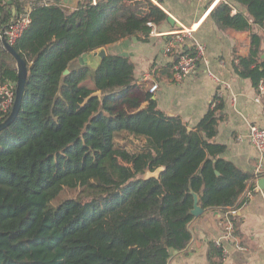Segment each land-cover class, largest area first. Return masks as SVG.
<instances>
[{
  "label": "trees",
  "instance_id": "trees-1",
  "mask_svg": "<svg viewBox=\"0 0 264 264\" xmlns=\"http://www.w3.org/2000/svg\"><path fill=\"white\" fill-rule=\"evenodd\" d=\"M27 6L0 0V36ZM209 17L219 30L251 32L234 70L258 90L264 0H221ZM30 18L13 45L28 67L21 108L0 132V264H170L193 238V193L205 210L246 203L255 177L223 158L219 97L190 127L140 90L129 57L108 54L97 70L80 63L124 39L148 42L168 22L163 9L151 0H87L73 11L36 2ZM17 80V61L0 41V85ZM119 138L139 144L127 149ZM221 258L212 244L209 260Z\"/></svg>",
  "mask_w": 264,
  "mask_h": 264
},
{
  "label": "crops",
  "instance_id": "crops-1",
  "mask_svg": "<svg viewBox=\"0 0 264 264\" xmlns=\"http://www.w3.org/2000/svg\"><path fill=\"white\" fill-rule=\"evenodd\" d=\"M22 1L28 3L25 10L31 9V0ZM48 1L50 4L57 2L63 9L73 11L87 0ZM155 1L180 26L165 22L154 28L148 42L140 41L137 37L124 39L106 47L107 53H127L136 67L140 90H150L153 84H158L154 99L158 100L159 108L170 117H181L190 127H195L202 120L215 97H219L224 103V110L216 140L227 147L223 158L254 176L255 179L249 184L255 183L256 187L253 199L246 200L238 209L231 237H226L222 225L227 211L205 210L189 225L193 238L188 248L175 252L170 264H214L209 260V253L211 245L218 246L217 243L223 249L219 264H264V189L258 184L260 176L264 178V155H260L249 139L251 125L256 124L264 129V101H257L258 90L253 82L239 77L234 70L235 51L248 53L251 32L219 30L209 15L221 0H217L211 10V2L199 0ZM92 2L96 4V0ZM191 28L194 29L192 37L186 38L173 55L167 54V46L174 41V37L166 34ZM253 29L256 31L258 27L254 26ZM198 43L205 46L208 63L199 62L194 75L177 81L175 66L170 70L165 67L172 64L176 54L194 53ZM170 73L173 76L170 77ZM259 166H262V173H258Z\"/></svg>",
  "mask_w": 264,
  "mask_h": 264
},
{
  "label": "built area",
  "instance_id": "built-area-1",
  "mask_svg": "<svg viewBox=\"0 0 264 264\" xmlns=\"http://www.w3.org/2000/svg\"><path fill=\"white\" fill-rule=\"evenodd\" d=\"M32 4L38 2L43 5H49L50 2L48 0H31ZM153 3L156 4L155 0H151ZM201 2L209 3L212 2V0H199ZM217 1V0H216ZM213 2L209 8L211 10L216 3ZM30 12L31 9L28 8V10H25L24 13L20 14L14 23L10 26V28L5 31L1 36L0 40L2 38H6L8 43L11 45H14L19 38L22 37L24 32L28 29V27L31 24V18H30ZM151 25V24H150ZM152 26V25H151ZM194 29H183V31H177L172 32L169 34H166L167 36L171 35L174 38V41L168 44L166 53L173 55L178 47L184 42L186 38L192 37ZM154 32H152V35ZM205 62L208 63L206 60V48L202 44H197L196 50L194 54H190L187 52H182L177 56V63L175 65V79L177 81H182L192 75H194L197 72V67L199 62ZM16 88L17 84L13 82L5 83L3 85H0V123L5 121L8 116L10 115V112L13 108L15 97H16ZM159 86L158 84H153L150 88V93L156 94L158 91ZM258 102L264 101V82L262 81L258 88V96H257ZM249 139L252 144V146L260 153L261 156L264 155V129L260 127L259 125L253 124L250 126V132H249ZM258 173H262V166L258 167ZM256 191V187L254 189H249L244 194L243 198H246V200L253 199L254 192ZM238 209L237 208H231L228 209L226 212L225 222L222 223L224 234L226 237H231L232 232L235 229V219L238 215ZM219 246V243H217Z\"/></svg>",
  "mask_w": 264,
  "mask_h": 264
},
{
  "label": "water",
  "instance_id": "water-1",
  "mask_svg": "<svg viewBox=\"0 0 264 264\" xmlns=\"http://www.w3.org/2000/svg\"><path fill=\"white\" fill-rule=\"evenodd\" d=\"M9 3L11 4V2ZM167 21L172 26H178V25L180 26V24L170 15L168 16ZM0 41H1L3 48L7 52L11 53V55L16 59L17 72H18V80L16 83L17 84L16 97H15L14 105H13V108L8 118L2 123H0V132H1L4 129L8 128L14 122L21 108L22 98H23L27 80H28V67H27V63L25 62V60H23L22 57L15 51L13 45L8 43L6 38H2ZM107 56H108V53H107L106 48H100L96 51L83 55L80 58V63L82 65H88L93 70H97L102 65L103 61L106 59ZM121 56L128 57V54L123 53L121 54ZM68 73L69 72L66 71L65 74H68ZM163 171H164V168H159L155 173H148L147 178L148 179L152 177L158 178L160 173ZM216 174L219 175V172L216 171ZM262 177L263 176H260V180L258 184L261 189H264V178ZM193 196H194V206H193V209L191 210V215L193 216L194 219H198L200 216L204 214L205 209H203L201 205L199 204L200 202L199 196L196 193H193ZM175 252H178V251H173L171 257L173 256Z\"/></svg>",
  "mask_w": 264,
  "mask_h": 264
},
{
  "label": "rangeland",
  "instance_id": "rangeland-1",
  "mask_svg": "<svg viewBox=\"0 0 264 264\" xmlns=\"http://www.w3.org/2000/svg\"><path fill=\"white\" fill-rule=\"evenodd\" d=\"M118 142L121 146H124L127 149H136L139 144V141L133 138H129L127 140L125 138H119Z\"/></svg>",
  "mask_w": 264,
  "mask_h": 264
},
{
  "label": "bare ground",
  "instance_id": "bare-ground-1",
  "mask_svg": "<svg viewBox=\"0 0 264 264\" xmlns=\"http://www.w3.org/2000/svg\"><path fill=\"white\" fill-rule=\"evenodd\" d=\"M217 2V1H216ZM216 4V3H215ZM215 4H214V6H215ZM214 6H213V8H214Z\"/></svg>",
  "mask_w": 264,
  "mask_h": 264
}]
</instances>
